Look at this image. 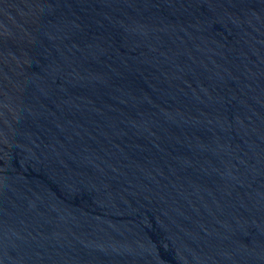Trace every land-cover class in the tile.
<instances>
[{
	"label": "water",
	"instance_id": "obj_1",
	"mask_svg": "<svg viewBox=\"0 0 264 264\" xmlns=\"http://www.w3.org/2000/svg\"><path fill=\"white\" fill-rule=\"evenodd\" d=\"M0 264H264V0H0Z\"/></svg>",
	"mask_w": 264,
	"mask_h": 264
}]
</instances>
